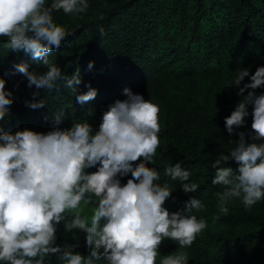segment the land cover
Listing matches in <instances>:
<instances>
[{"label": "clouds", "instance_id": "9594fccd", "mask_svg": "<svg viewBox=\"0 0 264 264\" xmlns=\"http://www.w3.org/2000/svg\"><path fill=\"white\" fill-rule=\"evenodd\" d=\"M88 0H0V38L10 52L23 51L34 61L48 65L46 71H29V65H14L27 86H35L30 109L45 106L37 100L39 89L52 91L60 86L77 92L81 84L80 69L66 76L49 57L59 50L69 35L65 27L54 22L53 12L85 13ZM103 35V29L100 30ZM93 67L89 62L88 68ZM248 77L250 82L243 83ZM0 76V262L2 264H46L53 255L64 264H156L159 247L165 239L178 243L179 248L163 257L161 264H188V253L197 236L207 227L204 218L193 210L203 211L205 205L194 196L186 202V212H170L164 207L173 187L161 182L154 165L160 147V108L151 100L123 89V100L117 99L102 114L98 131L93 132L88 120L73 122L71 127H56L47 133L28 128L6 132L3 122L10 117L13 92ZM238 89L242 97L231 114L224 118L229 136L239 139L227 154L220 153L213 162V185L219 210L227 213V204L241 200L245 209L264 200V66L254 74L248 68L235 71L228 86ZM18 87V85H17ZM88 91L76 95L85 104L97 96L90 85ZM245 92L247 95L245 96ZM252 106L251 131L245 126ZM90 109L86 115H94ZM57 125L65 119V110L53 115ZM246 135L248 139H246ZM142 158V159H141ZM139 161V163H136ZM235 161L238 169L223 166ZM98 166V167H97ZM97 167L95 172L85 170ZM131 174L121 185L118 176ZM165 175L179 181L184 193H195L199 185L190 182L191 173L179 162L165 168ZM89 206L90 215L84 209ZM64 222L65 232L86 233L88 254L74 252L75 244L56 243L57 226ZM102 250V251H101Z\"/></svg>", "mask_w": 264, "mask_h": 264}, {"label": "trees", "instance_id": "16d2710c", "mask_svg": "<svg viewBox=\"0 0 264 264\" xmlns=\"http://www.w3.org/2000/svg\"><path fill=\"white\" fill-rule=\"evenodd\" d=\"M51 2L46 0V5ZM88 3L85 13L53 12L56 24L72 30L61 48L49 57L50 64L58 65L66 76L79 68L82 82L76 93L63 86L52 91L39 89L37 100L46 101L43 108L25 107L24 101L31 100V93L37 89L27 86L26 78L15 72L14 65L27 63L29 71L37 73L46 71L48 65L32 60L23 51L10 52L4 46L7 38H0V76L6 79V88L14 97L12 115L3 122L4 131L14 133L28 128L47 133L88 120L95 132L107 106L126 98L123 89L143 95L160 108L161 143L155 164L148 166L155 167L161 182H169L174 189L164 207L170 212H186V202L193 196L205 205L203 211L189 213L204 218L207 227L190 248L182 249L188 253V264H264V200L245 209L240 199L233 198L227 204L229 211L222 213L216 193L223 188L211 182L215 175L213 162L220 153L227 154L235 147L239 139L237 135L229 136L225 129L224 118L242 99L234 85L228 86L229 82L241 68L254 74L258 66H264V0ZM248 82L246 77L241 86ZM88 85L97 90V96L80 104L76 95L87 92ZM256 92L260 94L264 88ZM60 109L65 110V119L57 125L53 115ZM90 109L95 111L89 118L86 113ZM248 111L245 126L238 132L251 131V105ZM177 162L190 171V182L199 185L195 193H184L179 181L165 175V168ZM223 166L234 172L238 169L235 161ZM97 167L85 171L95 172ZM117 178L124 185L132 177L129 173ZM85 237L81 230L65 232L64 222L57 226L56 243L79 242L74 252L86 256L89 249ZM164 241L170 247L168 254L179 248L171 239ZM162 259L157 257L156 264ZM46 264L64 262L53 255L46 258Z\"/></svg>", "mask_w": 264, "mask_h": 264}, {"label": "rangeland", "instance_id": "374dc122", "mask_svg": "<svg viewBox=\"0 0 264 264\" xmlns=\"http://www.w3.org/2000/svg\"><path fill=\"white\" fill-rule=\"evenodd\" d=\"M70 30H72V28H70L68 31H70ZM64 128H69V126H65ZM175 141H174L173 144L176 146L177 143ZM91 207H93V206H89V207H86L84 209L85 214L90 215V208ZM158 251H159V254H160V255H158L159 258H163L165 255H168V252L170 251V247H169L168 242L167 241H163V243L160 245Z\"/></svg>", "mask_w": 264, "mask_h": 264}]
</instances>
